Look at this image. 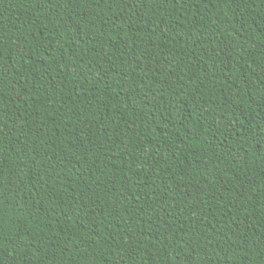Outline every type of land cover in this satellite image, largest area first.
<instances>
[{
  "label": "trees",
  "instance_id": "16d2710c",
  "mask_svg": "<svg viewBox=\"0 0 264 264\" xmlns=\"http://www.w3.org/2000/svg\"><path fill=\"white\" fill-rule=\"evenodd\" d=\"M0 264H264V0H0Z\"/></svg>",
  "mask_w": 264,
  "mask_h": 264
}]
</instances>
